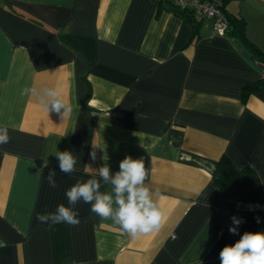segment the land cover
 <instances>
[{"label":"crops","instance_id":"obj_1","mask_svg":"<svg viewBox=\"0 0 264 264\" xmlns=\"http://www.w3.org/2000/svg\"><path fill=\"white\" fill-rule=\"evenodd\" d=\"M174 7L0 0V125L10 136L0 145V264H221L225 245L264 232V217L213 204L212 180L225 156L264 187V0H225L239 22L225 34ZM247 84L258 87L243 98ZM26 86L57 88L70 113H48L20 95ZM66 150L77 160L71 175L55 156ZM126 156L144 161L159 231L132 239L83 202L77 226L36 219L69 206L78 179L99 178L104 165L115 174ZM51 170L56 188L44 178ZM233 216L243 218L236 235Z\"/></svg>","mask_w":264,"mask_h":264},{"label":"clouds","instance_id":"obj_2","mask_svg":"<svg viewBox=\"0 0 264 264\" xmlns=\"http://www.w3.org/2000/svg\"><path fill=\"white\" fill-rule=\"evenodd\" d=\"M20 95L34 97L48 113L54 111L60 114L62 119L71 111L57 88L26 86L21 89ZM9 140L8 127L0 125V145L7 144ZM55 156L62 173L71 175L76 171L77 160L71 151H58ZM91 159H96L95 151L91 153ZM97 171L99 178L93 176L87 180L78 179L66 190L65 196L69 206L59 204L54 212L37 213L36 219L49 226L61 223L77 226L80 220L75 206L83 202L91 206L92 213L102 220H110L132 239L141 234L159 231L163 211L154 198L158 193L146 187L148 172L142 158L133 159L126 156L115 174L111 173L107 165ZM38 174L42 175L41 172ZM56 176V171L51 170L44 177L52 188L57 187ZM102 184L108 185L109 190L102 192ZM256 219L259 223L260 218ZM231 220L229 232L236 235L243 218L233 216ZM219 258L221 264H264V232H244L234 244L222 248Z\"/></svg>","mask_w":264,"mask_h":264},{"label":"trees","instance_id":"obj_3","mask_svg":"<svg viewBox=\"0 0 264 264\" xmlns=\"http://www.w3.org/2000/svg\"><path fill=\"white\" fill-rule=\"evenodd\" d=\"M175 10L178 14L189 19V14L185 9L175 8ZM230 21L232 24L230 31H232L239 22L232 17H230ZM253 49L256 50V48ZM257 87V84L245 85L243 98ZM212 180L218 187V194L213 200V204L223 209L236 211L245 218L264 217V187L252 167L238 168L228 158L221 156L212 173ZM257 205L259 207H256Z\"/></svg>","mask_w":264,"mask_h":264},{"label":"built area","instance_id":"obj_4","mask_svg":"<svg viewBox=\"0 0 264 264\" xmlns=\"http://www.w3.org/2000/svg\"><path fill=\"white\" fill-rule=\"evenodd\" d=\"M177 9H185L193 23L210 20L214 34H225L232 24L225 10V0H173Z\"/></svg>","mask_w":264,"mask_h":264}]
</instances>
